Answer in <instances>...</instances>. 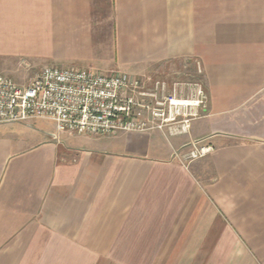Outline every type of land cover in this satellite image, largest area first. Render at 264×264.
Wrapping results in <instances>:
<instances>
[{
  "label": "crops",
  "instance_id": "crops-1",
  "mask_svg": "<svg viewBox=\"0 0 264 264\" xmlns=\"http://www.w3.org/2000/svg\"><path fill=\"white\" fill-rule=\"evenodd\" d=\"M46 65L207 104L184 131L0 124V264H264V0H0V76Z\"/></svg>",
  "mask_w": 264,
  "mask_h": 264
},
{
  "label": "built area",
  "instance_id": "built-area-1",
  "mask_svg": "<svg viewBox=\"0 0 264 264\" xmlns=\"http://www.w3.org/2000/svg\"><path fill=\"white\" fill-rule=\"evenodd\" d=\"M150 83V78L117 71L52 65L44 66L27 86L0 76V124L42 119L54 122L60 132L91 136L165 128L184 131L207 104L198 83L190 85L186 98L177 89L167 93L165 82ZM210 150H193L185 157L196 159Z\"/></svg>",
  "mask_w": 264,
  "mask_h": 264
},
{
  "label": "rangeland",
  "instance_id": "rangeland-1",
  "mask_svg": "<svg viewBox=\"0 0 264 264\" xmlns=\"http://www.w3.org/2000/svg\"><path fill=\"white\" fill-rule=\"evenodd\" d=\"M189 67H190V66H188V64H185V65H184V72H185V73H187V72L189 71V69H188ZM185 70H186V71H185ZM181 77H183V76L180 75L179 78L176 79V80L174 79V78H176V77H174V78L171 77L170 80H172V81H169V82H168V88H169V87L172 88V87L174 86V84H176V83H178V82H179V83H182V81H183L182 79H183L184 77H183V78H181ZM19 83H23V80L21 79V81H20ZM173 83H174V84H173ZM193 83H194V82H193ZM170 85H173V86H170ZM177 86H178V85H177ZM188 87H189V85H188L187 87H184L185 89H184V88H182V89L185 91V92H184V95H188V96H190V93H191V92H190V90H189ZM166 88H167V85H166ZM177 88L179 89L180 86H178ZM173 130H175V131H179V129L177 130V128H175V129H173ZM180 131H181V130H180ZM185 156H187V155H185ZM185 156H184V158H182L183 162H187V161H191V160H193V159H187ZM199 158H200V157H199ZM196 159H197V158H196Z\"/></svg>",
  "mask_w": 264,
  "mask_h": 264
}]
</instances>
